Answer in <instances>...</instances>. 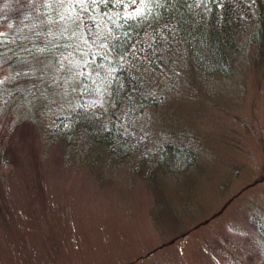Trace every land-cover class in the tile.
Wrapping results in <instances>:
<instances>
[{"label":"rangeland","instance_id":"1","mask_svg":"<svg viewBox=\"0 0 264 264\" xmlns=\"http://www.w3.org/2000/svg\"><path fill=\"white\" fill-rule=\"evenodd\" d=\"M40 1L58 21L35 4L29 33L49 39L59 22L60 52L0 60V264H264V0H251L229 73H204L182 39L162 45L138 73L156 105L117 112L130 140L120 160L85 132L50 138L86 61L111 57L110 33L82 0ZM165 143L191 149L194 165L149 175Z\"/></svg>","mask_w":264,"mask_h":264},{"label":"trees","instance_id":"2","mask_svg":"<svg viewBox=\"0 0 264 264\" xmlns=\"http://www.w3.org/2000/svg\"><path fill=\"white\" fill-rule=\"evenodd\" d=\"M132 1L82 0L87 15H104L111 57L95 54L83 65L77 105L56 118L49 131L52 140L70 144L85 132L96 144L108 147L117 160L128 156L130 140L119 124V108L125 104L127 119H133L156 105L154 97L140 91V70L161 59L160 49L165 42L182 39L204 73H229L230 53L237 48L238 35L253 6L251 0H145L141 11L130 15L126 9ZM35 4L39 5V19L58 21L51 8L45 10L43 1L0 0V24L16 23L9 31H0V60L11 67L27 52L40 56L60 52L59 45H55L63 31L59 22H55L49 39L38 30L35 36L30 35L28 26L37 19L31 12ZM151 157H155V168L149 175L159 168L163 172H183L196 161L191 149L173 143L158 146Z\"/></svg>","mask_w":264,"mask_h":264}]
</instances>
